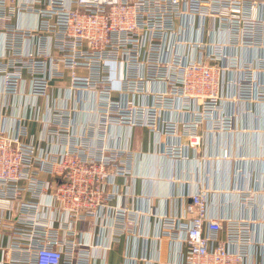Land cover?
I'll return each instance as SVG.
<instances>
[{"label": "built area", "instance_id": "2783aa9c", "mask_svg": "<svg viewBox=\"0 0 264 264\" xmlns=\"http://www.w3.org/2000/svg\"><path fill=\"white\" fill-rule=\"evenodd\" d=\"M0 38V94L19 108L0 116V236L17 223L0 246L9 264H90L126 234L136 252L124 264L151 260V245L164 264H255L257 253L264 264V156L234 159L238 206L221 208L239 217L211 213L209 186L185 216H159L130 184L158 141L181 164L226 135L216 157L231 160L238 132H264V0H0ZM56 60L69 79L52 96ZM173 183L170 198L184 200L187 181ZM141 215L158 218L156 236L140 232Z\"/></svg>", "mask_w": 264, "mask_h": 264}, {"label": "crops", "instance_id": "0c3cea01", "mask_svg": "<svg viewBox=\"0 0 264 264\" xmlns=\"http://www.w3.org/2000/svg\"><path fill=\"white\" fill-rule=\"evenodd\" d=\"M2 39L0 38V47L2 46ZM56 71L64 75L63 80L56 79L53 87L52 96H56L57 88L60 86H66L68 84V71L65 70L61 64L60 60H56ZM1 78H0V91H1ZM19 111L18 106L14 105V99L5 98L0 94V116H6L8 119L12 118ZM23 112V108L20 109ZM260 117H264V105L259 107L258 112ZM249 124L254 130L257 123L255 120L251 119ZM246 125V121H242L240 126ZM41 130L40 125L35 124L32 132L38 134ZM123 135L126 136V130H122ZM227 136L222 135L219 138H213L211 145L207 147L206 145L202 147V153L199 155V159L196 161H190L186 163L178 164L174 160H168L160 155V141H158L156 148L157 153L153 155L139 154L135 162L134 170L136 175H138L136 180H131L130 184L134 188L135 194L138 195H149L153 198V204L155 207V212L159 215H178L185 216L186 208L191 203L190 196H192L199 187L209 186L210 188V211L214 216H219L223 212L225 214H231L235 217H239L241 212L237 209L226 208L222 211L221 205L227 204L228 202H233L238 206L237 198L235 195L230 194L231 190L235 188L237 183L234 178V159L239 157H246L250 160H255L258 157L264 156V132H254L250 131L246 134L238 132L233 138V144L231 147V160H224L222 158H217L216 156H221L223 150L228 146ZM46 147V144H44ZM202 156V158H201ZM209 156L210 159H208ZM203 157H205L203 159ZM247 172V177L245 179V187L251 188L253 184V179L251 177V171L254 167L250 165ZM176 178H181L186 180L184 194L185 199L181 198H170L174 190V180ZM122 180L120 179L119 182ZM228 192H230L228 194ZM30 196L26 194L24 198H29ZM260 202V198H259ZM139 230L145 236H156L159 232V222L158 218L150 216H139L138 218ZM183 223H188V219H185ZM17 223L14 219L7 221L3 228V237L0 236V246H9L14 238V227ZM98 231H96L97 233ZM263 234V232H262ZM94 239V238H93ZM135 243L133 238L126 234L121 238V242L114 245V249L110 251L105 260L102 253L93 249V258L90 264H124L126 257H131L135 252ZM25 247V245H24ZM180 246L176 244L173 247V254L171 260L178 257L179 253H183ZM21 255L20 252H17ZM26 254V253H24ZM149 256L151 260L139 261L138 264H164L160 263L157 256V247L151 245ZM255 258V264H259L261 261L260 255L257 253ZM11 257L7 254L2 255L0 248V263L9 264Z\"/></svg>", "mask_w": 264, "mask_h": 264}]
</instances>
